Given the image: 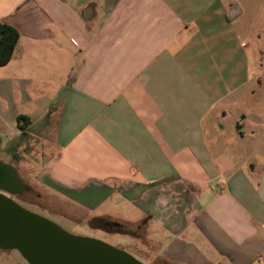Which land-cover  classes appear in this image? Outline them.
I'll return each instance as SVG.
<instances>
[{"label":"crops","instance_id":"1","mask_svg":"<svg viewBox=\"0 0 264 264\" xmlns=\"http://www.w3.org/2000/svg\"><path fill=\"white\" fill-rule=\"evenodd\" d=\"M0 22V131L27 144L0 161L54 213L132 228L143 264H264V0H0Z\"/></svg>","mask_w":264,"mask_h":264},{"label":"water","instance_id":"2","mask_svg":"<svg viewBox=\"0 0 264 264\" xmlns=\"http://www.w3.org/2000/svg\"><path fill=\"white\" fill-rule=\"evenodd\" d=\"M25 187L17 170L0 161V190ZM0 249H16L28 264H143L122 249L68 233L1 192Z\"/></svg>","mask_w":264,"mask_h":264},{"label":"rangeland","instance_id":"3","mask_svg":"<svg viewBox=\"0 0 264 264\" xmlns=\"http://www.w3.org/2000/svg\"><path fill=\"white\" fill-rule=\"evenodd\" d=\"M71 2L73 4V1ZM259 63H260L259 68L261 69V73H260V69L259 70L257 69L258 70L257 72H259L257 77L261 76V78L264 79V50L261 53ZM41 122L42 121H38L28 130L32 132L37 131L38 127L41 125ZM5 134L9 136L5 137ZM18 140L21 142V144H23L22 148H25L27 146V144H24V142H22V139H19V137H17L16 131L10 132L6 129H4V131H0V160H5L7 147L8 149L10 148L11 152H14L12 144H15ZM26 182L28 183V181ZM29 187L31 188V190L30 192L26 193L24 197H26L25 200H27V202L30 201L31 203L30 204L18 203L21 207L32 213H35L50 220L51 222L57 224L58 226H60L62 229H64L70 234L100 240L111 246L124 250L125 252L133 256L135 259L140 261L137 257L132 255L133 243L132 240L129 238V235L120 233L116 229H113L111 231H106L100 227L101 221H97L94 223V225H92L88 221L83 220L81 218H73V216H71L67 212L70 209L69 207H66V209L64 208L62 209V211L66 213L64 214L65 216L60 212L54 213V208H53L54 201H51L49 197H47V195L44 194L43 191L37 190L36 186L30 185ZM0 251H1L0 253L4 255H9L14 261L17 259L24 264H28L16 249H5V250L0 249Z\"/></svg>","mask_w":264,"mask_h":264},{"label":"trees","instance_id":"4","mask_svg":"<svg viewBox=\"0 0 264 264\" xmlns=\"http://www.w3.org/2000/svg\"><path fill=\"white\" fill-rule=\"evenodd\" d=\"M19 38L18 30L10 24L0 22V66H3L9 62L12 57L15 45ZM23 116H19L18 120L22 119ZM99 221L92 220L91 224Z\"/></svg>","mask_w":264,"mask_h":264},{"label":"flooded vegetation","instance_id":"5","mask_svg":"<svg viewBox=\"0 0 264 264\" xmlns=\"http://www.w3.org/2000/svg\"><path fill=\"white\" fill-rule=\"evenodd\" d=\"M31 188L29 186L26 185V187L21 190L20 192L17 193H9L6 192L4 190H0V192L2 194H4L7 197H10L13 201H15L16 203H24V204H30L31 202L26 199V197H24L26 195V193L30 192ZM99 221H101V225L100 227L106 231H111L113 229H116L119 232H123V231H128L133 233V229L129 228L128 226L121 224V223H117L116 221L113 220H101L99 219Z\"/></svg>","mask_w":264,"mask_h":264},{"label":"built area","instance_id":"6","mask_svg":"<svg viewBox=\"0 0 264 264\" xmlns=\"http://www.w3.org/2000/svg\"><path fill=\"white\" fill-rule=\"evenodd\" d=\"M72 43H76L74 40H71Z\"/></svg>","mask_w":264,"mask_h":264}]
</instances>
